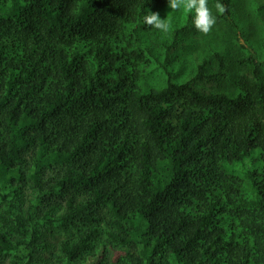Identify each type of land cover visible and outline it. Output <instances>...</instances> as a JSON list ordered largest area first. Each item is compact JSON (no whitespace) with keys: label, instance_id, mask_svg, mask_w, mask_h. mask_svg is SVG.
<instances>
[{"label":"trees","instance_id":"obj_1","mask_svg":"<svg viewBox=\"0 0 264 264\" xmlns=\"http://www.w3.org/2000/svg\"><path fill=\"white\" fill-rule=\"evenodd\" d=\"M168 3L0 0V264H264L262 64L239 60L235 94L195 84L226 76L221 52L217 73L140 84L151 43L167 58L193 26ZM249 157L252 198L231 176Z\"/></svg>","mask_w":264,"mask_h":264},{"label":"rangeland","instance_id":"obj_2","mask_svg":"<svg viewBox=\"0 0 264 264\" xmlns=\"http://www.w3.org/2000/svg\"><path fill=\"white\" fill-rule=\"evenodd\" d=\"M235 1V23L225 21L215 8V0H208V7L213 15L217 17V23L207 34L200 32L194 25L182 33L179 46L171 51L169 57H165V48L160 46V41L151 43L157 54V58L147 55L144 64V72L139 78V83L150 88L159 89L167 84L168 74H172L175 81L186 82L197 73V68L207 58V74L217 73L219 62L215 52H221L226 56V76L220 77L218 81L205 78L195 81L198 88L205 92H237V79L250 69L239 63L249 51H254L263 67L264 76V0H234ZM169 4V3H168ZM168 6V5H167ZM172 11V9L170 8ZM194 11V10H193ZM192 11V12H193ZM181 16L189 11L181 8L176 10ZM161 19H166L169 24L167 33L158 30L162 38H168L171 43L170 30L173 28L174 20L160 13ZM184 25V24H183ZM253 157L245 159L244 162L236 163L231 167V176L239 192L247 198H252V181L249 173L254 170ZM6 209V202L0 198V212ZM77 229L66 234L57 231L47 239L55 245L49 251H44L45 258L49 259L58 250L59 242L71 237ZM116 255L114 256V258Z\"/></svg>","mask_w":264,"mask_h":264},{"label":"clouds","instance_id":"obj_3","mask_svg":"<svg viewBox=\"0 0 264 264\" xmlns=\"http://www.w3.org/2000/svg\"><path fill=\"white\" fill-rule=\"evenodd\" d=\"M169 7L172 10L185 9L189 12L194 10V25L196 29L205 34L209 33L217 23V17L213 15L212 10L208 7V0H169ZM215 8L220 14L226 12V6L217 2ZM144 23L150 27L167 33L169 24L166 19H161L159 12L149 13L143 18Z\"/></svg>","mask_w":264,"mask_h":264}]
</instances>
